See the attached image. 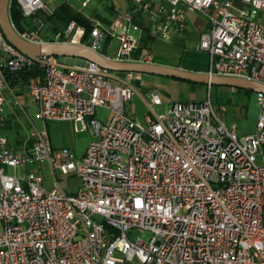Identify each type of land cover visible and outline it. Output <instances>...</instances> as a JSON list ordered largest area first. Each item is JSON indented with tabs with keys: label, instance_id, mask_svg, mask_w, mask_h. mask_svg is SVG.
Returning <instances> with one entry per match:
<instances>
[{
	"label": "built area",
	"instance_id": "obj_1",
	"mask_svg": "<svg viewBox=\"0 0 264 264\" xmlns=\"http://www.w3.org/2000/svg\"><path fill=\"white\" fill-rule=\"evenodd\" d=\"M78 1L85 8L94 0ZM130 1L108 27L95 22L87 43L75 21L48 34L36 18L34 28L18 33L94 50L110 35L118 41L111 58L149 63L153 48H140L144 26L132 32L136 14L151 21V36L169 40L185 29L186 12L196 11L209 22L196 44L210 57L208 71L264 83V0H240L245 8L232 0ZM16 2L24 16L47 7L45 0ZM41 59L20 52L0 30V264H264V93L255 92L259 112L246 134L227 126L224 106L218 110L210 98L175 100L156 113L157 89L143 97L153 118L140 123L125 109L137 92L132 72L122 79L93 62ZM32 63L44 68L25 84L40 126L6 77ZM98 107L109 111L105 120L96 116ZM6 108L31 123L17 148L3 130ZM48 120L88 130L83 153L54 148ZM31 163L50 168V188L37 169L26 170ZM55 170L77 177L73 193L61 188ZM134 229L149 237L131 239Z\"/></svg>",
	"mask_w": 264,
	"mask_h": 264
},
{
	"label": "rangeland",
	"instance_id": "obj_2",
	"mask_svg": "<svg viewBox=\"0 0 264 264\" xmlns=\"http://www.w3.org/2000/svg\"><path fill=\"white\" fill-rule=\"evenodd\" d=\"M61 0H50L51 3L55 4ZM73 3L79 5L78 0H71ZM116 3L120 5L121 11L124 13L128 7L127 0H115ZM104 2V1H103ZM101 0L97 4L90 6L89 10L94 9L95 13L97 11L106 10L107 7L104 6ZM234 5L239 8L247 7L246 4L242 3L240 0H233ZM103 5V6H102ZM80 6V5H79ZM199 13V12H198ZM202 19L208 18L206 15L201 14ZM136 33V31L132 30ZM161 45L154 47V55L166 60L167 62L174 64L180 63L184 66L196 67V68H209L210 57L205 51L198 50L196 48L197 41L195 38L185 42V45L179 46L174 49L170 45V40H160ZM104 46V40L99 42V48ZM118 42L115 38L111 39L108 45V51L114 53L117 50ZM60 58H58L59 60ZM123 74V72H121ZM134 75V74H133ZM134 82V81H133ZM135 83V82H134ZM186 83V89L181 88L179 92V98H190L191 94L196 96H201L202 98H210L214 106L219 110L220 106H224V111H220L222 114V120L227 125L236 124L237 133L241 134L243 132L251 131L255 128L257 113L259 111L258 104L255 98V91H244L242 89H237L233 92L229 91L224 86L210 85L207 88L202 86L201 88H196L194 83L184 81ZM137 92L133 94L132 98L125 102L126 110L134 113L136 115V121L140 123H146L153 115V112L148 108L145 100H149V91L147 92L139 83H135ZM161 99V105H154L153 109L156 113H159L165 109V107L172 102L173 96V86H168L169 93L165 91L157 90ZM26 94V89L24 90ZM141 95V96H140ZM144 97V99H143ZM21 102L26 105L24 99ZM27 107V112L32 118L36 126H40L41 122L34 115V108ZM16 115L8 114V110H5V124L3 126L4 132H6L8 138L10 139H23L26 135L28 128L31 127V123L26 118V116L19 110L16 111ZM109 115V111L103 107H98L96 110V116L105 120ZM72 121H46V127L48 130L50 142L54 148L68 147L75 156H79L85 149L88 143L89 132L88 130H73ZM77 127H81L79 122L75 123ZM37 169L44 178V182L47 188L52 186V173L50 168L45 164H27L26 170L31 171ZM7 172H13L11 167L6 168ZM19 175L24 173V171H19ZM55 175L59 182L61 188L68 194L73 193L78 186V179L73 174H63L59 170H55ZM131 239L148 238L149 233L147 231L132 230L129 233ZM120 264V263H118Z\"/></svg>",
	"mask_w": 264,
	"mask_h": 264
},
{
	"label": "water",
	"instance_id": "obj_3",
	"mask_svg": "<svg viewBox=\"0 0 264 264\" xmlns=\"http://www.w3.org/2000/svg\"><path fill=\"white\" fill-rule=\"evenodd\" d=\"M10 0H0V30L4 37L20 52L36 62H46L42 56L71 57L93 62L110 72L155 74L184 81L225 87H235L264 93V83L236 76L218 75L209 71H196L160 62L120 61L87 45L66 41L33 42L23 38L13 26L9 14Z\"/></svg>",
	"mask_w": 264,
	"mask_h": 264
},
{
	"label": "crops",
	"instance_id": "obj_4",
	"mask_svg": "<svg viewBox=\"0 0 264 264\" xmlns=\"http://www.w3.org/2000/svg\"><path fill=\"white\" fill-rule=\"evenodd\" d=\"M101 1L102 2L104 1L102 4L104 6H106L107 9L106 10H103V11H97L96 13L99 14L104 19H106L108 21V23L105 24L99 18H93V20H94V22L100 23L104 27H108L110 25V23L112 22L114 16L117 14V12H119V13H123V12L120 9V5L118 3H116L115 0H101ZM45 2H46V5H47L46 10H45V13L47 15H51L53 13L54 9L60 3L66 2L75 11H80L85 16L90 17L93 12L95 13V10L94 9H91V10H89L88 13H86V10H88V8H90V6L97 4V2H99V0H94L89 6H87L85 8H81L79 6L80 4L77 5L76 3H73L71 0H61L60 2L55 3V4L51 3L50 0H45ZM78 3H79V1H78ZM127 3H128V7L125 10V12L129 11L130 8H131V1L130 0H127ZM201 14H203V13H200V12L198 13L196 11H187L186 12V27H185V29L181 33L176 34L173 37H171V39H169L170 40V45L174 49H176L179 46L185 45V42L191 40L192 38H195V40L197 41L198 40L199 33L209 27V22L207 21V19H202V17H201L202 15ZM134 23H135L136 26H134L132 28V30L136 31V33L139 32V27H142V26H144V28L147 30V32H149V30L152 28L151 21H149L147 19V17L145 15H143L142 13L136 14V18L134 19ZM47 33L48 34L49 33H52V31L49 30ZM113 38H115V37H112L110 35H107L106 37H104L102 39V40H104V46L102 48H99V44H98L97 50L100 53H102V54H104L106 56L114 57L116 51L114 53L108 51L109 42ZM160 40H162V39L155 38L154 37V40L150 44V46L154 49L155 46L161 45L159 43ZM59 61L60 62H63V63H66V64H71V65L72 64H83L84 63V60L77 59V58H71V57H63V58H60ZM168 64H170V63H168ZM170 65L180 66V67H183V68H186V69L196 70V71H203V72H206V71L209 70V68H196V67L184 66V65H181L180 63H174V64H170ZM117 75L120 78L124 79L126 77V75H127V72L125 74H117ZM133 81L135 83L136 82L139 83L140 86H142L147 92L150 89H157V90L165 91V93H169L168 86L169 85H172L173 86V94L176 95V96H173L172 101H175V100H197V101L204 100V98H202L201 96H196L195 94H191L189 99H187V98H184V99L179 98V95H180L179 92L181 91V88L184 87V89H186V86H185L186 83H183L184 80H180V79H176V78H171V77L160 76V75H155V74H146V73H135V72H132L130 83L133 85V87L136 90V86H135L136 84ZM187 82H190V81H187ZM192 83H194V82H192ZM203 85L205 86V88L208 87V85H206V84L194 83V86L196 88H201L202 89V86ZM25 89H26V94H24V90ZM12 90H13L14 94L20 98V100L21 99H24L25 100L26 105L28 107L34 108V115H35L36 109H35V107L28 100V97H27V87H26V85L24 84V85H15V86H12ZM137 93L140 94L138 91H137ZM26 105H24V108H25L26 114L30 117L29 113L27 112ZM6 109L8 110V114H12V112H11V110L9 108H6ZM126 111L129 114H131L135 118V120H136V115L134 113H131L128 110H126ZM257 116H258V113H257ZM152 118H153V115H150V118L146 122H148ZM253 130L248 131V132H243L241 134L250 133ZM21 141H22V139L19 140L18 138L17 139H10L9 138L10 145L13 146V147H16V148L18 147V145H19V143ZM88 141H89V137H88Z\"/></svg>",
	"mask_w": 264,
	"mask_h": 264
},
{
	"label": "trees",
	"instance_id": "obj_5",
	"mask_svg": "<svg viewBox=\"0 0 264 264\" xmlns=\"http://www.w3.org/2000/svg\"><path fill=\"white\" fill-rule=\"evenodd\" d=\"M9 14L13 26L19 32H22L25 29L34 28L36 25L35 24L36 18H41L46 23L45 33H47L49 30L52 32H55L57 30H62L70 21L73 20L77 25L84 27V34L81 39L83 43H87L89 41L90 31L95 23L93 18H99L105 24L108 23V21L103 17H101L99 14L93 12L90 17H87L82 12L75 11L66 2L60 3L54 9L51 15H47L45 11H38L34 15L24 16L16 0H11L9 6ZM153 40L154 37L151 36L149 32H147V30L145 29L142 34L140 48L151 47L150 44L153 42ZM58 58H59L58 56L51 57V59L55 61L58 60ZM154 61L165 64L169 63L166 60L161 59L160 57H156L155 55H154ZM43 72H44V68L39 63H32L31 65L23 67L20 70L6 72V77L11 86L24 85L28 81L29 77L36 74H43ZM116 73L121 74V72H116ZM125 73L126 72H123V74ZM242 90L246 92L251 91L247 89H242Z\"/></svg>",
	"mask_w": 264,
	"mask_h": 264
}]
</instances>
